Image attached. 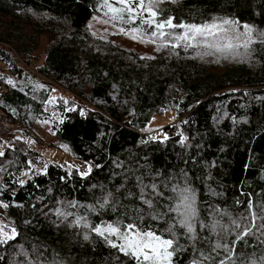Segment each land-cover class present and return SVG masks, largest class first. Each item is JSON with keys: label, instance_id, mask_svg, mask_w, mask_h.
<instances>
[{"label": "trees", "instance_id": "16d2710c", "mask_svg": "<svg viewBox=\"0 0 264 264\" xmlns=\"http://www.w3.org/2000/svg\"><path fill=\"white\" fill-rule=\"evenodd\" d=\"M100 3L0 0V86L20 94L15 103L0 99V204L8 205L0 207V224L19 233L0 245V264H134L94 233L84 240L85 229L72 222L136 220L143 229L166 228L170 215L153 220L138 199L137 177L156 183L165 197L173 184L191 187L205 223L213 209L239 217L248 214L249 201L254 209L264 204V43L257 39L247 55L241 48L242 55L229 59L215 50L182 47L165 48L163 57L139 56L91 34L88 22L104 16ZM161 8L176 23L228 18L264 32V0H179ZM42 37L48 44L38 55ZM19 60L73 96L53 98L49 82L34 93L30 79L37 72ZM166 111L176 123L149 138L151 120ZM47 130L79 165L53 160L35 169L41 154L29 142L38 143ZM89 166L91 172L82 176ZM129 191L136 195L128 197ZM109 192L110 206L100 208L98 201ZM166 203L154 200L151 211L165 213ZM136 208L142 209L140 219ZM58 209L71 215L65 220ZM215 219L229 222L228 215ZM177 233L182 250L173 264H190L198 253L179 226ZM208 236L197 223L195 247L206 254L211 248L202 238ZM247 241L237 245L246 260L264 256V245L254 237Z\"/></svg>", "mask_w": 264, "mask_h": 264}, {"label": "snow or ice", "instance_id": "6c2138e0", "mask_svg": "<svg viewBox=\"0 0 264 264\" xmlns=\"http://www.w3.org/2000/svg\"><path fill=\"white\" fill-rule=\"evenodd\" d=\"M179 3V0H101L100 7L104 10L106 19L104 23L118 27L120 34H127L133 40L139 39L144 43L157 45V51L161 48L175 50L182 47L188 49H208L217 53L232 55L233 57L242 55L238 50L244 49L243 55H247L251 46L259 39L264 43V32H258L252 25H240L238 20L228 18H213L210 22L203 24L186 23L181 21L176 23L174 16L163 17L161 5L164 3ZM128 26V27H125ZM243 31H240V28ZM181 31L177 32L176 30ZM145 36L148 37L145 40ZM157 41H160L157 44ZM198 56L211 55V51H197ZM9 84L13 82L8 81ZM39 87H43L40 85ZM167 139V137H165ZM4 152L0 151V156ZM31 171V161L28 162ZM91 166L86 172L81 173L87 176L91 172ZM3 171V169H0ZM22 175L27 176L28 173ZM137 188L139 189L138 199L150 210L148 215L151 219L160 221L165 215H170L171 222L162 230L152 228L143 229L138 226L136 220L124 223L122 220L91 225L86 217H76L73 226L85 229L84 240H89L91 234L101 238L111 249L133 261L134 264H173V258L178 251L182 250L179 245L177 226L183 230V235L193 245V251L198 253V258H194L191 264H217V257L221 251L223 257L218 260V264H264V256L258 259H245L242 252H237V245L243 242L247 246V237H254L258 244L264 245V204L257 206L251 201L248 203V214L239 217H232L231 214L219 209H213L211 215L213 219L205 223L199 220V209L196 203V194L191 187H180L173 184L169 191L172 195L165 197L164 192L159 189L156 183L144 184L142 178L137 177ZM19 184H25V180L20 179ZM168 188V184L164 185ZM128 197L136 195L129 191ZM112 193L109 192L102 197V202L98 201L99 207L110 206ZM162 198L168 201L164 205L166 212H153L154 200ZM73 207L76 205L72 203ZM0 207L7 208V204H0ZM95 207V206H92ZM142 209L136 208L134 215L141 218ZM57 215L67 220L68 214L57 210ZM229 216L228 223H222L215 219ZM197 223L201 231H207L208 237H203L210 244L211 251L205 253L195 247L197 240ZM7 225L0 224V245L8 244L19 235L16 228L5 231ZM216 237L213 242L211 237ZM234 236L228 243L227 237ZM21 252L23 249L21 248ZM213 253L215 255H213Z\"/></svg>", "mask_w": 264, "mask_h": 264}, {"label": "rangeland", "instance_id": "374dc122", "mask_svg": "<svg viewBox=\"0 0 264 264\" xmlns=\"http://www.w3.org/2000/svg\"><path fill=\"white\" fill-rule=\"evenodd\" d=\"M106 19L105 16L100 15L99 17H93L88 22V28L91 34L94 36H97L98 38H108L112 42L124 47L127 50L136 52L139 56H147L149 58H152L154 56H164V50L165 48H161L159 51H157V45L152 43H144L141 42L139 39L133 40L129 35L127 34H120L118 32V27H113L112 24L104 23L103 21ZM212 21V20H211ZM128 27V26H125ZM240 31H243V28L241 27L239 29ZM148 37L145 36V40H147ZM48 41L45 37L40 38V48L35 53L38 55L41 53V50H44ZM160 41H157V44ZM216 58H202L204 61H214ZM227 59H229V55L227 56ZM24 62L22 60H19V65L24 66L25 68L31 70H37L34 67L23 64ZM37 72V71H36ZM35 78L30 79V81L34 85V93H37L42 89L43 87H47V82L50 83L52 87V93L51 96L53 98H57L60 96H64L65 98L72 97L73 95L66 91V89L63 88L62 85L58 83L52 84L51 81L46 80L41 74L35 73ZM42 85L43 87H39ZM20 94L15 89L7 86L6 84H1L0 86V99H4L6 101H9L11 103H15L19 100ZM163 113L156 114L153 119L150 122L149 125V133L147 134L149 138H155L156 136L163 135V128L167 125H172L176 123V119L174 117L173 112L166 111L163 115ZM31 146L36 149L41 155L39 158L42 161V165L37 166L35 169L40 170L43 169L46 164L49 162H53V160L57 161L59 165L63 161L64 165L66 166L68 164L71 165H79L78 161L73 160L72 156H70V153L68 151V148L63 143L57 141L54 137V132L52 131H46L44 137L39 139L38 143H33L32 141L29 142ZM72 157V158H69ZM8 231V230H5ZM191 264V263H190Z\"/></svg>", "mask_w": 264, "mask_h": 264}, {"label": "built area", "instance_id": "2783aa9c", "mask_svg": "<svg viewBox=\"0 0 264 264\" xmlns=\"http://www.w3.org/2000/svg\"><path fill=\"white\" fill-rule=\"evenodd\" d=\"M63 163H64V162L62 161V162L60 163V164H61L60 166H63V165H64Z\"/></svg>", "mask_w": 264, "mask_h": 264}]
</instances>
